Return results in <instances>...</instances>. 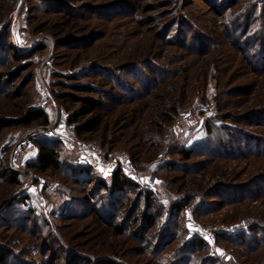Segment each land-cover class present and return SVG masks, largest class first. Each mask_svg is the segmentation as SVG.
Returning <instances> with one entry per match:
<instances>
[{"label":"rangeland","instance_id":"obj_1","mask_svg":"<svg viewBox=\"0 0 264 264\" xmlns=\"http://www.w3.org/2000/svg\"><path fill=\"white\" fill-rule=\"evenodd\" d=\"M236 8L217 11L207 0H0L3 264H160L157 252L132 234L142 223L134 191L119 194L117 203L124 205L114 210L113 220L97 216L108 198L94 187L98 180L109 182L112 169L98 167L89 154L62 141L61 171L38 173L28 168L38 152L33 142L17 179L8 173L17 169L13 157L19 145L44 137L47 126L4 127L2 122L42 109L47 94L69 116L84 97L103 102L100 130L91 138L76 136L95 142L104 154L122 150L133 164L132 171L123 168L125 173L154 193L156 205H164L157 225L146 227L145 234L157 239L172 204L194 198V207H184L183 240L202 238L209 250L201 256L264 264V250L252 253L218 236L253 233L249 216L264 220V183L258 180L264 155L233 157L223 151L214 156L224 133L226 142L243 143L245 152L240 132L264 135L259 122L264 117L248 115L264 108V70L255 69L264 42L242 31ZM228 31L249 43L247 49ZM197 40L206 41L209 49L197 48ZM148 82L154 84L145 91ZM90 83L99 88L93 94L83 89ZM174 103L179 111L167 123L162 119ZM207 144L214 150L204 148ZM106 146L114 148L105 153ZM181 146L195 148L197 155L182 161L171 153ZM69 166L91 173L84 180L85 174L75 176ZM235 185L242 188H229ZM209 224H224L228 230L208 235ZM182 245L177 239L164 243L162 253ZM184 247L192 255L191 247Z\"/></svg>","mask_w":264,"mask_h":264},{"label":"trees","instance_id":"obj_2","mask_svg":"<svg viewBox=\"0 0 264 264\" xmlns=\"http://www.w3.org/2000/svg\"><path fill=\"white\" fill-rule=\"evenodd\" d=\"M209 3H211L217 11H221L222 9L225 11V13L229 12L232 7L237 6L236 9H234V13L237 15L239 21V25L243 24V32L246 30V34L253 32L254 34H257V37L259 40H263L264 42V0H249L248 2L244 0H207ZM223 1V2H222ZM222 2V3H221ZM261 3V6L258 3ZM239 6V7H238ZM244 19V20H241ZM241 26V25H240ZM235 30V29H234ZM229 32V31H228ZM229 34L234 38L238 39V36L232 35V33L229 32ZM235 34V33H234ZM236 35V34H235ZM245 35V34H244ZM236 37V38H235ZM194 38V36H193ZM204 38V37H203ZM201 40H203L201 38ZM197 40V45L199 49H209L207 46L206 41ZM238 44L240 45V48H246L247 44L249 43L243 42L241 39H238ZM7 44H3L5 46ZM242 45V47H241ZM211 47V45H210ZM245 49V50H246ZM242 51V50H241ZM263 58H261L260 66L259 68H255L257 71L264 70V53ZM247 58L248 56L245 55ZM2 54H0V60L2 61ZM249 59V57H248ZM263 60V61H262ZM5 59L3 60L4 63ZM2 78V75L0 74V80ZM165 77H161L160 80H163ZM119 82L122 80L117 79ZM154 83L148 82L145 85V91H147ZM93 83L83 85V89L88 92L89 94L95 93V91L99 88H95L93 86ZM144 91V92H145ZM111 95V94H110ZM144 95V94H143ZM113 97H116L115 94L111 95ZM140 96V95H139ZM138 97V96H135ZM68 100V99H66ZM122 101V98H118V102ZM101 104L103 102L94 96H87L81 99V105L78 110H76L73 114L69 116V121L71 123L76 124V132L80 137H87L91 138L93 137L101 128L102 123L104 121V115L101 112ZM70 110V107H66ZM179 106L174 103L169 106L168 108V114L166 118H163V121H166L167 123L171 122L174 118V116L178 113ZM249 116L255 117L256 115L264 117V108L263 109H255L249 112ZM255 121L254 119H252ZM50 122L49 115L41 108H34L30 109L25 115L20 116L18 118H7L4 119L2 122V126L4 127H17V126H32L34 123L41 125L43 127L47 126ZM260 125H264V120H259ZM211 129V128H210ZM231 129V128H229ZM212 130V129H211ZM225 133L222 134V137L219 139L221 148L218 149V151L214 154L215 157L221 156L223 151L226 153L225 156H242L246 157L247 155H264V135H255L247 132H240V135L243 136V142L248 148V150L245 152L242 149V144H238L237 146H234L233 143L226 142L225 139ZM231 141H235V138L233 137V134L231 133ZM62 141H65L63 138L55 137V138H48L46 136L42 137L38 141H36L33 138V142H35L38 146V152L34 160L30 161L28 163V168L34 169L38 173H46L50 170H56L61 171L62 167L65 165V163L62 160L60 147L62 145ZM230 141V140H229ZM213 143V142H212ZM101 146L105 147L106 143L100 144ZM257 146V151H252L251 149L253 147ZM105 153H108L110 150H112L114 147H107L106 146ZM204 148L208 150H214L213 146L211 144H207ZM236 148V153L231 152V150ZM263 149L261 151L260 149ZM171 153H175L180 156V159L182 161H191L192 158L197 155L195 153V148H186V147H178L175 148L174 151L172 150ZM133 158V155H131ZM134 160V158H133ZM135 161V160H134ZM170 163V162H169ZM168 163V164H169ZM167 164V165H168ZM70 167V166H69ZM162 168V164L160 166ZM160 169V168H159ZM182 170L184 172H187V167H182ZM71 173L73 175H81L90 174L91 170L87 169L85 167H70ZM111 179L109 182H106L104 180H98L95 184L94 188L101 189L105 194H107V202L105 201L106 205L105 207H102L101 210H97L99 218L102 216L106 221H110L114 219V210H118L121 206L117 203L118 196L120 193H131L135 192L137 195L135 196V207H138L137 209H141L142 211V218H141V225L133 231V235L136 238L143 239L146 243V245L153 248L155 255V259H157L160 264H180L182 261H186V264H243L238 259H235L236 263L234 261H223L219 258L215 257H206L204 255L201 256L202 253L205 251H208V245L205 243V241L202 238L195 237L192 240H183V235L186 233V227L184 225V207L186 206H193L195 204V199L193 201L185 200V201H179L174 202L172 204V207L170 208L169 216L164 222L162 223L160 227L159 236L156 239V235L153 234H145L147 233V230H145L146 227L155 226L157 225V217L162 215V209L164 205H156L155 196L154 193L145 190L143 188H140V186L128 175L125 173L122 166H119L113 170H111ZM20 172V170L15 169L14 167L11 168V171L8 170V173L13 175L14 179H17V175ZM88 176L85 177L84 180H87ZM258 180H262L264 183V174L259 175ZM76 182H82L81 179H75ZM259 188H262L261 186H258ZM231 189H241L242 186H229ZM103 199L104 196H102ZM94 205L96 202H91ZM109 204V205H107ZM97 205V204H96ZM95 205V206H96ZM104 205V204H103ZM97 209V207H95ZM131 209H128L126 211V216H128L131 213ZM101 217V218H102ZM126 219V218H125ZM247 222L251 224L250 230L253 231V233L244 234L243 232H239L238 234H231V235H218L222 238V243L225 244H231V245H238L240 247L246 248L249 252H257L260 250H264V220L259 217H248ZM171 223L174 225L171 227ZM147 229V228H146ZM146 231V232H145ZM179 234V235H178ZM180 240L183 245L178 246L174 250L170 251H164L162 253L164 243H169L173 240ZM155 244V245H154ZM187 245V247H191L188 249L192 253V255L189 256L188 252L185 250L184 247ZM160 246L162 249L157 250ZM3 249L0 248V263H6L5 258V252L2 251ZM160 251V252H159ZM162 253V254H161ZM200 253V254H199ZM111 261H113L111 259ZM114 262V261H113Z\"/></svg>","mask_w":264,"mask_h":264},{"label":"built area","instance_id":"obj_3","mask_svg":"<svg viewBox=\"0 0 264 264\" xmlns=\"http://www.w3.org/2000/svg\"><path fill=\"white\" fill-rule=\"evenodd\" d=\"M24 38L27 34L23 33ZM42 109L48 112L52 121L47 125L44 135L48 138H63L69 146L78 149L93 157L96 165L101 168L115 169L119 166L133 170V164L122 150H114L109 154H104L98 144L90 140H81L77 138L76 124L69 121V112L64 107H57L56 101L52 95L47 94L44 98ZM34 149L32 140H25L16 149L13 157L14 166L23 170L26 167L28 153ZM151 181V180H150ZM224 224H209L205 233L213 235L227 231Z\"/></svg>","mask_w":264,"mask_h":264}]
</instances>
